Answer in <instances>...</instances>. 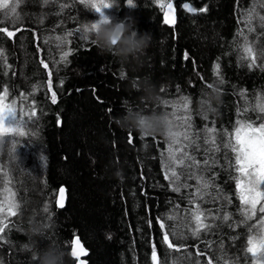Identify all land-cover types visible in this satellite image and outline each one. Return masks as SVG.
Segmentation results:
<instances>
[{
	"label": "trees",
	"instance_id": "16d2710c",
	"mask_svg": "<svg viewBox=\"0 0 264 264\" xmlns=\"http://www.w3.org/2000/svg\"><path fill=\"white\" fill-rule=\"evenodd\" d=\"M171 1L177 8L174 26L164 24L159 0H134V7L117 0L116 6L104 10L113 19L132 18L140 32L151 34V45L138 69L122 65L113 56L100 55L90 42L78 38L87 21L99 19L80 0H16L20 21L13 26L0 18V28L16 33L7 37L0 32V95L7 89L6 103L25 110H15L13 121H26L36 112L35 124L29 122L25 135L15 138L17 156L10 152L12 143H4L0 150V203L9 188L19 205L16 216L4 219L0 214L8 225L0 233V264H31L39 248L50 241L65 248V242L75 236L90 250L89 264H151L152 242L166 264L196 260L207 264L209 259L212 264H233L236 258L239 264H250L243 251L251 234L249 225L258 227L264 213H259L258 205L256 216L247 225L240 223V201L235 181L230 179V173H236L228 167L229 150L223 144L237 120L258 126L264 117L250 107L264 100V28L260 20L264 0ZM184 3L197 11L188 13ZM202 8L207 10L200 11ZM245 37L256 59L251 68L247 66L250 60L239 59ZM64 53L68 55L61 59ZM41 61L48 64L47 69ZM132 79H150L159 89V102H144L142 92L130 87ZM211 85L217 87L220 99L212 100L213 110L204 115L199 105ZM52 92L57 94L55 104ZM182 98L189 102L187 112L170 117L172 105ZM129 108L163 112L172 120L175 133L188 131L200 145L186 148L201 165L199 171H192L211 181L210 195H205L207 202L202 207L212 229L202 232L199 239L173 240L180 251L169 250L171 255L160 244L158 219L175 215L177 219L168 223L186 230L189 193L195 192L197 182L180 175L177 183L189 187L172 190L171 179L165 178L166 174L170 177L173 166L168 158L171 138L141 136L119 127L115 118ZM180 117L190 119L185 123ZM206 128L216 129L220 149L207 155L210 146L203 144ZM179 139L187 144L182 135ZM181 155L177 153L178 158ZM204 159L215 160L206 171ZM175 167L178 173L187 171L182 165ZM117 170H122V178L114 175ZM62 185L68 200L60 209L55 201ZM223 215L230 219L222 221ZM33 220L50 227L45 237L37 238L38 246L29 249L25 245L32 238L27 229ZM221 244L224 259L218 260Z\"/></svg>",
	"mask_w": 264,
	"mask_h": 264
},
{
	"label": "snow or ice",
	"instance_id": "6c2138e0",
	"mask_svg": "<svg viewBox=\"0 0 264 264\" xmlns=\"http://www.w3.org/2000/svg\"><path fill=\"white\" fill-rule=\"evenodd\" d=\"M82 3V0H80ZM83 4V3H82ZM134 7V3L132 4ZM159 7L164 10V24L174 25L176 23L175 8L171 0L167 3L159 0ZM183 9L188 13H195L196 8L191 6L189 3L183 4ZM206 8L200 9V11H206ZM251 13H249V23L251 22ZM0 18L6 20L11 25L15 26L17 22L20 21L21 17L17 12V2L16 0H0ZM261 27L264 28V17H260ZM250 31L252 29H249ZM0 32L6 33L7 37H14L16 33L14 31H9L7 28H0ZM243 35V33H241ZM2 38V37H0ZM78 38L81 41L91 42L92 38L85 34H79ZM93 45V44H92ZM2 55V53H0ZM68 53H64L61 59H66ZM187 59V56H185ZM241 61L250 60L247 65L249 68L256 66L255 54L251 45L247 43V38L245 37V44L241 47V55L239 56ZM45 69L48 68V64L41 61ZM264 70V67H262ZM216 74L219 75V65L216 66ZM51 73H49V76ZM120 79L125 78L120 76ZM222 82V81H221ZM49 88L51 87V81H49ZM7 99V89L4 90V94L0 95V137L4 138V143H16V137H22L25 135L24 128L29 126V122L34 125L35 121L33 117L36 116V112L32 111L27 117V120L17 118L14 126H6L5 118L8 116L17 117L14 106L11 104H6L4 101ZM52 104L57 103V94L52 92L51 95ZM252 107L253 111H258L264 113V100L258 101L255 106ZM174 109L169 113L170 117H177V113L184 111L187 112L189 108V102L187 98H182L180 101L175 102L172 105ZM246 111V110H245ZM183 122H187L190 117H180ZM262 122L258 126H254L245 120H237L236 127L233 133L227 134L229 139L227 143L223 144V147L228 149L227 158L229 160L228 167L232 169L236 175L233 176L230 173V179L235 181L236 192L238 193V199L240 201L239 212L241 215V224L247 225L250 220H252L257 214V206L259 205V213H264V117H261ZM171 123L172 120L169 119ZM190 128L191 125L189 124ZM205 137L203 139V144L208 145L205 154L212 151H219L217 147V132L215 128H206ZM184 137L187 144H181L179 139L180 136ZM175 145H180L179 148L174 147ZM195 145L199 147L200 145L196 143L195 139L188 131H183L180 133H173L171 137V142L168 145V158L172 162V167H170V177L166 174V179H171L173 185V191L179 192L182 187L187 188L189 185L184 183H177L180 181V175H185L186 178H194L197 182V187L194 193H189V211H188V224L184 225V229H178L175 224H169L168 221H175L177 217L175 215H167L162 219H158L159 228L162 230V238L160 240L161 246L165 247V252L167 255H171L172 252L169 250H174L176 252L180 251L172 241L177 240H188L190 238L199 239L202 232H207L212 229V223L209 221V215L203 210V204L207 201L205 200V195H210L207 191L211 186V181L206 179L203 175H196L192 171L193 168L199 171L201 165L199 162L195 161L193 157L189 156L186 148ZM195 150V148L193 149ZM182 153L178 158L177 153ZM187 162V163H186ZM215 163L213 159H204L203 168L208 170L211 164ZM175 165L184 166L187 171L185 173H178ZM7 195L5 196L4 202L0 203V214L4 215V219L9 216H16V209L19 205L15 202V193L9 188H5ZM65 189H59V200L55 201L60 208L64 207L65 199ZM230 203V201H226ZM48 208L44 209L47 214ZM217 211H220L219 209ZM220 219L227 222L230 217L228 215H223ZM207 221V222H206ZM0 233L5 231L8 227L4 220L0 219ZM230 226V225H229ZM256 230L253 231V228ZM250 235L247 236L246 245L243 248L245 253V259L249 260L250 264H264V218L259 221V226L249 225ZM61 246L57 242H53ZM65 248L69 249L68 253L73 260V264H86V261L81 259L88 255L87 249L84 248L81 240L77 236L71 241L65 242ZM64 248V249H65ZM221 253L219 259H224L223 244L217 249ZM192 254L189 253L190 257ZM31 264H38L37 257L31 262ZM147 264V262H146ZM151 264H166L162 262L158 252L157 245L152 242L151 245ZM190 264H200L199 260L190 262ZM207 264H212V260L209 259ZM233 264H239V258L233 261Z\"/></svg>",
	"mask_w": 264,
	"mask_h": 264
},
{
	"label": "clouds",
	"instance_id": "9594fccd",
	"mask_svg": "<svg viewBox=\"0 0 264 264\" xmlns=\"http://www.w3.org/2000/svg\"><path fill=\"white\" fill-rule=\"evenodd\" d=\"M86 8L99 15L95 21H87L83 25V31L92 38L91 42L100 55L113 56L122 65L132 66L138 69L142 66V57L150 47L152 36L147 32H140L135 22L130 17L113 19L105 14V9H111L117 5V0H82ZM134 0H126V6L133 7ZM130 87L141 91V99L144 102L156 104L159 102V89L150 79H132ZM219 93L215 85L210 86V91L204 94L200 102L202 114H209L212 109V100L219 101ZM114 122L125 130L137 132L141 136L162 135L171 138L174 131L168 116L163 112L136 110L129 108ZM4 138L0 137V150L3 149ZM17 144L12 143L11 153H17ZM17 156V154H16ZM114 175L122 178V170H117ZM50 226L33 220L28 226V233L32 243L25 245L32 249L38 246L37 238L45 237ZM38 264H70V254L62 247L50 241L49 245L35 253Z\"/></svg>",
	"mask_w": 264,
	"mask_h": 264
},
{
	"label": "water",
	"instance_id": "95a60500",
	"mask_svg": "<svg viewBox=\"0 0 264 264\" xmlns=\"http://www.w3.org/2000/svg\"><path fill=\"white\" fill-rule=\"evenodd\" d=\"M171 2L173 3V6H174V8H175V17H176V23H177V8L175 7L174 2H173V1H171ZM176 23H175L174 25H176ZM174 25H169V26H174ZM61 188H64V189H65V194H64V195H65V199H64V207H63V208H65V207H66V204H67V200H68V193H67V188H66V186L62 185V186L60 187V189H61ZM57 200H59V192H58ZM57 206H58V204H57ZM58 208H60V207L58 206ZM63 208H60V209H63ZM76 237H77V236H75L73 239H75ZM78 237H79V239L81 240V243L83 244L84 248L87 249V251H88V255L82 257L81 259H83L84 261H86V264H89L88 257H89V255H90V250L86 247V245H85L84 242L82 241L81 237H80V236H78Z\"/></svg>",
	"mask_w": 264,
	"mask_h": 264
},
{
	"label": "rangeland",
	"instance_id": "374dc122",
	"mask_svg": "<svg viewBox=\"0 0 264 264\" xmlns=\"http://www.w3.org/2000/svg\"><path fill=\"white\" fill-rule=\"evenodd\" d=\"M4 103H6V101H4ZM7 104V103H6ZM14 106V105H13ZM14 109L15 110H17L16 109V107L14 106ZM25 111V110H24ZM23 110H17V112H24ZM16 112V113H17ZM14 120V117L13 116H8V117H6L5 118V124H6V126H14L15 125V121H13Z\"/></svg>",
	"mask_w": 264,
	"mask_h": 264
}]
</instances>
